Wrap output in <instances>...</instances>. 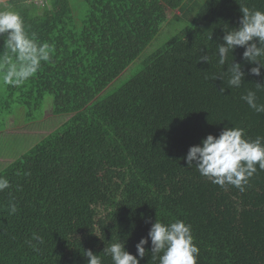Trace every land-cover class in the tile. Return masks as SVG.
<instances>
[{
  "label": "trees",
  "instance_id": "trees-1",
  "mask_svg": "<svg viewBox=\"0 0 264 264\" xmlns=\"http://www.w3.org/2000/svg\"><path fill=\"white\" fill-rule=\"evenodd\" d=\"M82 1L79 15L76 0L0 3L50 51L33 75L7 84L22 62L0 39V114L23 107L31 121L49 104L54 118L44 126L65 118L0 164L10 182L0 192V264H87V249L112 264L104 247L126 242L135 254L156 219L192 226L198 264H264V170L257 165L240 191L213 184L184 159L226 125L264 137V113L241 99L252 90L264 104V86L256 84L264 85V70L251 75L255 65L237 48L228 62L247 75L230 88L227 75L218 77L227 65L216 54L223 27L239 25V3L264 11V0ZM161 4L173 12L166 25H182L149 50L161 34ZM202 54L210 63L199 62ZM145 247L141 264H159L150 239Z\"/></svg>",
  "mask_w": 264,
  "mask_h": 264
},
{
  "label": "clouds",
  "instance_id": "clouds-1",
  "mask_svg": "<svg viewBox=\"0 0 264 264\" xmlns=\"http://www.w3.org/2000/svg\"><path fill=\"white\" fill-rule=\"evenodd\" d=\"M239 5L242 13L239 25L223 27V42L219 43L216 53L219 65H227V70L218 77L223 80L227 75L230 88H240L247 75L241 63L235 59L228 62L229 54L237 48L244 49L245 62L255 65L249 70L251 75L259 77L264 70V11ZM0 39L22 62L18 72L11 71L4 78L7 84L19 85L37 71L41 61L50 60L49 45L38 44L30 38L23 18L16 12L0 11ZM199 62L210 63V57L202 54ZM241 99L255 112L264 113V104L257 102L255 91L248 90ZM184 159L188 167L195 165L200 175L213 184L232 185L244 191L249 179L256 174L257 165L264 170V137L250 139L243 128L226 125L218 136L209 133L199 144L192 145ZM9 188V180L0 177V192ZM9 210L15 214L17 205L10 203ZM34 238L39 239L35 234ZM149 239L152 259H158L159 264H198L200 248L195 243L192 226L179 219L170 223L156 219L148 235L137 242L135 254L127 250L126 242L107 244L102 252L111 257L112 264H141ZM83 255L88 258L87 264H103L102 257L91 249L84 250Z\"/></svg>",
  "mask_w": 264,
  "mask_h": 264
},
{
  "label": "rangeland",
  "instance_id": "rangeland-1",
  "mask_svg": "<svg viewBox=\"0 0 264 264\" xmlns=\"http://www.w3.org/2000/svg\"><path fill=\"white\" fill-rule=\"evenodd\" d=\"M82 0H76L77 14L82 11L81 5ZM158 18L163 22L161 34L154 41V44L149 50L157 47L158 44L163 43L169 39L172 34L181 27L180 22H176L167 26L168 20L173 16V12L162 4L157 9ZM51 99L48 98L47 102L51 103ZM14 113L8 116H2L0 114V164L5 167L4 160L6 164L14 161L18 156H20L25 151L33 147L44 135L48 134L55 126L63 123L59 116H55L56 123L52 127H46L51 120H53L54 115L52 113L51 107L49 104L45 105L44 108V117H37L31 121L28 120L26 116V110L23 107H14ZM2 156H8L3 158ZM2 167V166H1ZM2 167V168H3ZM0 168V169H2Z\"/></svg>",
  "mask_w": 264,
  "mask_h": 264
},
{
  "label": "water",
  "instance_id": "water-1",
  "mask_svg": "<svg viewBox=\"0 0 264 264\" xmlns=\"http://www.w3.org/2000/svg\"><path fill=\"white\" fill-rule=\"evenodd\" d=\"M8 1H11V0H0V3H5V2H8Z\"/></svg>",
  "mask_w": 264,
  "mask_h": 264
},
{
  "label": "crops",
  "instance_id": "crops-1",
  "mask_svg": "<svg viewBox=\"0 0 264 264\" xmlns=\"http://www.w3.org/2000/svg\"><path fill=\"white\" fill-rule=\"evenodd\" d=\"M5 161V160H4Z\"/></svg>",
  "mask_w": 264,
  "mask_h": 264
}]
</instances>
